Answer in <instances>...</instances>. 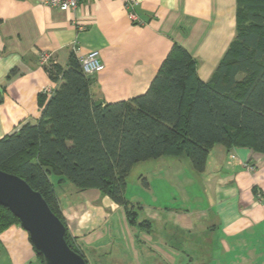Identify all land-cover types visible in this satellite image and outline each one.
I'll use <instances>...</instances> for the list:
<instances>
[{"label":"crops","instance_id":"0c3cea01","mask_svg":"<svg viewBox=\"0 0 264 264\" xmlns=\"http://www.w3.org/2000/svg\"><path fill=\"white\" fill-rule=\"evenodd\" d=\"M134 11L139 23L128 19L124 0H86L73 11L45 0H0V137L35 123L40 95L48 89V98L57 87L38 62L41 50L62 67L72 51L98 50L104 67L89 75L91 93L115 102L144 93L174 43L196 59L197 75L207 81L236 32V0H138ZM248 160L247 148L217 144L201 174L184 158L138 163L132 184L147 199L129 200L157 223L152 232L136 231L98 189L50 179L88 264H189L196 260L191 242L207 238L221 250L217 259L264 264V157ZM0 264H42L20 225L0 233Z\"/></svg>","mask_w":264,"mask_h":264},{"label":"trees","instance_id":"16d2710c","mask_svg":"<svg viewBox=\"0 0 264 264\" xmlns=\"http://www.w3.org/2000/svg\"><path fill=\"white\" fill-rule=\"evenodd\" d=\"M235 36L207 81L197 61L174 43L147 90L126 100H95L91 78L72 51L66 67L43 66L57 87L39 99L40 116L0 137V169L38 190L65 225L50 176L78 190L95 188L123 206L130 226L150 232L137 219L140 204L126 198L132 167L163 156L184 158L205 169L212 148H247L249 162L264 157V0H236ZM1 99V97H0ZM143 187H148L141 179ZM138 210V211H137ZM19 219L0 204V233ZM37 253V252H36ZM42 264L44 260L37 253Z\"/></svg>","mask_w":264,"mask_h":264},{"label":"water","instance_id":"95a60500","mask_svg":"<svg viewBox=\"0 0 264 264\" xmlns=\"http://www.w3.org/2000/svg\"><path fill=\"white\" fill-rule=\"evenodd\" d=\"M261 156L255 154L254 160ZM0 204L19 219L44 264H88L65 240V225L42 194L20 176L0 169Z\"/></svg>","mask_w":264,"mask_h":264},{"label":"rangeland","instance_id":"374dc122","mask_svg":"<svg viewBox=\"0 0 264 264\" xmlns=\"http://www.w3.org/2000/svg\"><path fill=\"white\" fill-rule=\"evenodd\" d=\"M140 166L141 165H139L137 163V164H135L132 167V169L130 171V174L128 176V182H127V185H126V191L128 190V192H125V196H126L127 199H134V200L138 199V201L142 202L143 199L144 200L147 199V196L144 197V196H142V194L140 192L137 193L138 191L135 190V188H136L135 184L134 183L132 184L133 178H137V173H138L139 169L141 168ZM198 174H201V173L198 172ZM199 177H200V175H199ZM200 178H202V177H200ZM197 180H198V182H201V180H199V178ZM104 196L107 197V195H104ZM203 200H205V199L203 198ZM133 203L140 204L138 202H133ZM191 203L192 202H190L188 205L186 204L187 208L192 209V208H190V206L192 205ZM116 206L118 208H121L122 211L125 213V209L123 208V206L117 205V204H116ZM140 206L142 207V210H141V213H139V215L137 216V219L138 220H140L142 218L149 219L150 222H151V225H152V229H151L150 232H152L153 229H154L153 226H156L157 223H155L153 221V219H151L150 217H148L146 215V212L144 211V208H143V206L141 204H140ZM202 206L203 205L201 203H198L196 207L197 208H201ZM108 208H110V207L108 206ZM110 211H113V210L111 209ZM108 214H111V212L108 211ZM125 220H126V222H128L126 216H125ZM117 222H118V224L120 223L119 218L117 219ZM172 230L173 229H171V234L175 232L174 234H172L173 238L175 237V235L177 237V235H179L178 231H174L173 230L174 231L173 232ZM207 240L209 241L207 243H202L199 240H196L197 241L196 244H195V242H191L193 244V246H192V250L193 251L190 250V252H191L190 255H191L192 258H195L196 260H194V259L193 260H189V262H188L189 264H239L238 261H232V260L225 261L223 259L221 260L220 258L217 259L218 257H220V254H221V250H220L219 246H215V242H213V244L210 243V241H211L210 238H207ZM190 244H189V246H190ZM200 257H202V259ZM253 260L254 259H251L248 262H244V264H254Z\"/></svg>","mask_w":264,"mask_h":264},{"label":"built area","instance_id":"2783aa9c","mask_svg":"<svg viewBox=\"0 0 264 264\" xmlns=\"http://www.w3.org/2000/svg\"><path fill=\"white\" fill-rule=\"evenodd\" d=\"M86 0H45L48 6L56 8H68L69 10H75L81 3ZM138 0H124V6L126 8L127 17L130 21L139 23L137 15L134 11ZM74 52V51H73ZM75 53V52H74ZM81 70L83 73L90 75L95 72H99L103 69V64L99 60V51L90 50L85 54L77 56ZM38 62L41 66H48L50 63L55 62L52 54L48 51L41 50L38 52ZM48 89L44 90V93H48ZM247 168H251L247 166Z\"/></svg>","mask_w":264,"mask_h":264}]
</instances>
